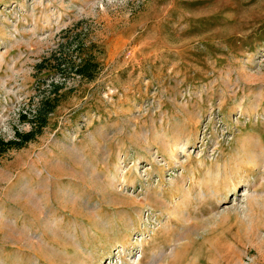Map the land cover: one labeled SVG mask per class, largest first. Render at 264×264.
I'll use <instances>...</instances> for the list:
<instances>
[{
	"label": "rangeland",
	"instance_id": "rangeland-1",
	"mask_svg": "<svg viewBox=\"0 0 264 264\" xmlns=\"http://www.w3.org/2000/svg\"><path fill=\"white\" fill-rule=\"evenodd\" d=\"M77 22L101 68L0 157V264H264V0H0L1 138Z\"/></svg>",
	"mask_w": 264,
	"mask_h": 264
},
{
	"label": "trees",
	"instance_id": "trees-1",
	"mask_svg": "<svg viewBox=\"0 0 264 264\" xmlns=\"http://www.w3.org/2000/svg\"><path fill=\"white\" fill-rule=\"evenodd\" d=\"M83 26L78 22L61 30V40L35 63V74L41 77L58 76L50 80L48 88H43L37 94L33 107L19 113L21 119H28L27 130L14 131L13 138L0 137V157L8 150L19 149L29 141L42 134L47 126L50 114L56 109L64 95L73 91L75 86L66 85L67 81L88 82L96 78L101 61L98 51L92 50L95 43L83 46L79 36ZM65 89H62L64 88Z\"/></svg>",
	"mask_w": 264,
	"mask_h": 264
},
{
	"label": "crops",
	"instance_id": "crops-1",
	"mask_svg": "<svg viewBox=\"0 0 264 264\" xmlns=\"http://www.w3.org/2000/svg\"><path fill=\"white\" fill-rule=\"evenodd\" d=\"M238 140H239V138L237 139V145L235 146V149L237 148V146H238ZM215 163H217V162H213V163H211V165L212 164H215ZM227 163V166H228V168H229V166L231 165V162H226ZM259 164V162L258 163H256L255 165H253L254 167L256 166V165H258ZM237 167H242V165H241V162H237ZM229 169H227L226 171H228ZM223 172H225V171H223ZM222 172V173H223ZM222 173H219L218 174V176L220 175V174H222ZM232 172L229 174V175H226V179H232V178H230V177H232ZM218 176H214L215 177V179L218 177ZM156 234V233H155ZM159 234V233H158ZM158 234H156L155 236H157Z\"/></svg>",
	"mask_w": 264,
	"mask_h": 264
},
{
	"label": "bare ground",
	"instance_id": "bare-ground-1",
	"mask_svg": "<svg viewBox=\"0 0 264 264\" xmlns=\"http://www.w3.org/2000/svg\"><path fill=\"white\" fill-rule=\"evenodd\" d=\"M250 155H252V154H250ZM247 156H249V155H247ZM252 158H253V157H252ZM249 160H251L250 157H249ZM250 162H251V161H250Z\"/></svg>",
	"mask_w": 264,
	"mask_h": 264
}]
</instances>
